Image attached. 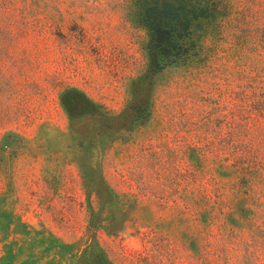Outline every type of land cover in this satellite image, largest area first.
<instances>
[{"label":"rangeland","instance_id":"374dc122","mask_svg":"<svg viewBox=\"0 0 264 264\" xmlns=\"http://www.w3.org/2000/svg\"><path fill=\"white\" fill-rule=\"evenodd\" d=\"M125 8L0 0V264H264V0L152 77Z\"/></svg>","mask_w":264,"mask_h":264},{"label":"trees","instance_id":"16d2710c","mask_svg":"<svg viewBox=\"0 0 264 264\" xmlns=\"http://www.w3.org/2000/svg\"><path fill=\"white\" fill-rule=\"evenodd\" d=\"M125 6V17L146 32L147 77L195 56L201 47L198 29L206 30L224 12V0H125ZM149 114L146 109L144 115L132 116L131 121L139 123ZM101 193L108 198L113 191L102 182ZM65 251L66 264H113L96 231L88 230L83 240Z\"/></svg>","mask_w":264,"mask_h":264}]
</instances>
